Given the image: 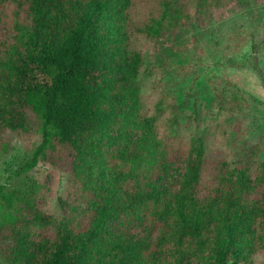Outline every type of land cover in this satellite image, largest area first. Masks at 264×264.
<instances>
[{
    "label": "trees",
    "instance_id": "trees-1",
    "mask_svg": "<svg viewBox=\"0 0 264 264\" xmlns=\"http://www.w3.org/2000/svg\"><path fill=\"white\" fill-rule=\"evenodd\" d=\"M149 2L0 0V142L37 126L42 142L23 171L49 155L73 175L79 203L13 228L10 264L264 256V163L252 172L220 161L207 181L203 141L168 142L144 110L139 41L161 27L139 18Z\"/></svg>",
    "mask_w": 264,
    "mask_h": 264
},
{
    "label": "rangeland",
    "instance_id": "rangeland-1",
    "mask_svg": "<svg viewBox=\"0 0 264 264\" xmlns=\"http://www.w3.org/2000/svg\"><path fill=\"white\" fill-rule=\"evenodd\" d=\"M149 1L139 18H159L161 27L158 37L139 41V81L159 136L180 146L203 141L207 181L220 161L253 172L264 163V0ZM41 142L32 125L0 142V264H10L12 229L34 211L62 219L61 201L79 205L73 175L49 155L23 171ZM251 264H264V256Z\"/></svg>",
    "mask_w": 264,
    "mask_h": 264
}]
</instances>
